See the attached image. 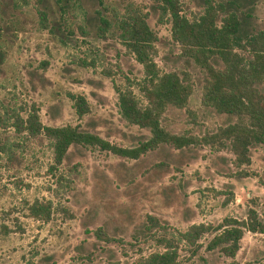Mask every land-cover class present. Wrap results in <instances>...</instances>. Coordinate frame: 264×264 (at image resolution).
Wrapping results in <instances>:
<instances>
[{
    "label": "rangeland",
    "instance_id": "obj_1",
    "mask_svg": "<svg viewBox=\"0 0 264 264\" xmlns=\"http://www.w3.org/2000/svg\"><path fill=\"white\" fill-rule=\"evenodd\" d=\"M182 14L221 4L240 20L239 37L264 32V0H180ZM154 0H0V264H135L161 250L192 224L216 226L224 218L264 222V144H251L250 162L236 168L228 147L205 143L159 144L129 159L96 147L71 145L56 169L42 135L13 126L31 108L44 126L71 125L119 147L149 138L145 128L119 115L114 88L130 87L142 101L143 70L118 36L117 20L145 14L154 33L153 61L160 72H185V108L166 106L160 125L174 134L201 137L233 119L201 105L203 73L181 55L169 22ZM242 39V40H243ZM211 63L220 67L216 58ZM85 98L77 116L69 95ZM245 173V175L243 174ZM49 203L48 217L30 215ZM148 216L154 218L151 224ZM98 233V234H97ZM203 234L194 254L178 244V264H261L264 233L244 231L232 258L206 250Z\"/></svg>",
    "mask_w": 264,
    "mask_h": 264
},
{
    "label": "trees",
    "instance_id": "obj_2",
    "mask_svg": "<svg viewBox=\"0 0 264 264\" xmlns=\"http://www.w3.org/2000/svg\"><path fill=\"white\" fill-rule=\"evenodd\" d=\"M160 12L167 17L172 41L183 56L190 57L203 73L201 105L233 119L214 133L196 137L174 134L160 125V116L166 106L185 108L191 91L185 72H160L153 61L155 35L146 24L145 14L133 13L117 20L119 38L125 49L141 65L143 77L138 84L139 101L131 88H114L120 117L128 124L145 128L150 136L135 147L124 148L111 144L99 136L79 130L76 126H44L37 109L31 108L23 119H14L13 126L27 136L42 134L49 142L52 154L50 169H56L69 146L96 147L114 155L136 159L159 144L174 148L205 143L216 150L228 147L232 165L239 168L250 162L251 144H264V32L241 39L240 20L233 12L223 13L221 4L206 2L201 14L186 17L180 0H154ZM216 58L220 67L211 63ZM77 116L88 111L85 98L69 95ZM245 175V173H243ZM50 204L33 203L29 207L33 218L48 217ZM151 224L153 217L148 216ZM244 231L264 233V222L258 220L254 209H247L244 219L224 218L221 223L192 224L177 238L161 236V250L140 256L135 264H178V244L183 243L191 254L199 247L203 234H212L206 250L218 249L232 258L239 248ZM98 234V233H97ZM261 264H264L261 263Z\"/></svg>",
    "mask_w": 264,
    "mask_h": 264
}]
</instances>
